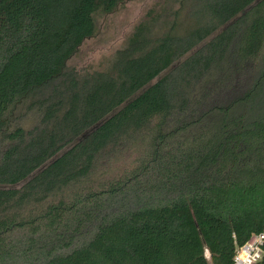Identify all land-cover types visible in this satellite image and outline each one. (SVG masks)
I'll list each match as a JSON object with an SVG mask.
<instances>
[{"label": "trees", "instance_id": "obj_1", "mask_svg": "<svg viewBox=\"0 0 264 264\" xmlns=\"http://www.w3.org/2000/svg\"><path fill=\"white\" fill-rule=\"evenodd\" d=\"M124 1L0 0V264H234L264 232V0H159L70 67Z\"/></svg>", "mask_w": 264, "mask_h": 264}, {"label": "rangeland", "instance_id": "obj_2", "mask_svg": "<svg viewBox=\"0 0 264 264\" xmlns=\"http://www.w3.org/2000/svg\"><path fill=\"white\" fill-rule=\"evenodd\" d=\"M159 0H125L115 12L97 15V33L84 42L69 66L78 70H103L123 46L134 26Z\"/></svg>", "mask_w": 264, "mask_h": 264}, {"label": "built area", "instance_id": "obj_3", "mask_svg": "<svg viewBox=\"0 0 264 264\" xmlns=\"http://www.w3.org/2000/svg\"><path fill=\"white\" fill-rule=\"evenodd\" d=\"M206 256L210 257L208 252ZM234 264H264V232L252 236L246 244L237 248Z\"/></svg>", "mask_w": 264, "mask_h": 264}]
</instances>
